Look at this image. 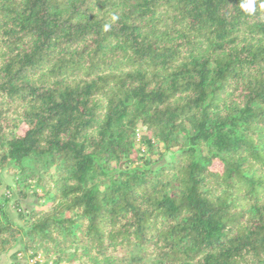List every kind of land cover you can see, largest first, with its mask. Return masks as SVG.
<instances>
[{
	"label": "trees",
	"instance_id": "16d2710c",
	"mask_svg": "<svg viewBox=\"0 0 264 264\" xmlns=\"http://www.w3.org/2000/svg\"><path fill=\"white\" fill-rule=\"evenodd\" d=\"M244 2L0 0V256L264 264V9Z\"/></svg>",
	"mask_w": 264,
	"mask_h": 264
},
{
	"label": "rangeland",
	"instance_id": "374dc122",
	"mask_svg": "<svg viewBox=\"0 0 264 264\" xmlns=\"http://www.w3.org/2000/svg\"><path fill=\"white\" fill-rule=\"evenodd\" d=\"M2 179H3V185L0 187V192L6 190V187L7 186H11L14 184L13 182V176L9 173H7L6 171H3L2 173ZM21 206L24 208V209H31L33 207L36 206V197L34 196H31V197H28L24 200L21 201ZM13 215L16 216L15 212H14V209L11 210ZM20 247V244H18V246L15 248V249H18ZM32 254V252L30 253H27L25 255H22L21 258H20V262L19 264H34V260H37L39 259L40 261H44V253L41 252L39 253V255L37 257H30V255ZM49 261L51 260L50 258L48 259ZM0 264H11V260H10V253H5V254H2L0 256Z\"/></svg>",
	"mask_w": 264,
	"mask_h": 264
},
{
	"label": "clouds",
	"instance_id": "9594fccd",
	"mask_svg": "<svg viewBox=\"0 0 264 264\" xmlns=\"http://www.w3.org/2000/svg\"><path fill=\"white\" fill-rule=\"evenodd\" d=\"M257 7L264 9V0H245V2L241 4L242 10L248 15H254L257 11ZM115 19H117V17L113 16V20Z\"/></svg>",
	"mask_w": 264,
	"mask_h": 264
}]
</instances>
